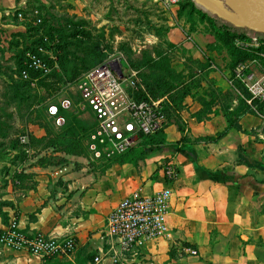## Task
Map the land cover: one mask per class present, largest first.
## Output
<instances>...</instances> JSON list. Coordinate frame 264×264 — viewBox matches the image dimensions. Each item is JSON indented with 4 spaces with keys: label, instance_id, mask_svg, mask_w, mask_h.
Returning a JSON list of instances; mask_svg holds the SVG:
<instances>
[{
    "label": "crops",
    "instance_id": "0c3cea01",
    "mask_svg": "<svg viewBox=\"0 0 264 264\" xmlns=\"http://www.w3.org/2000/svg\"><path fill=\"white\" fill-rule=\"evenodd\" d=\"M27 1L0 0V30L15 26L16 12ZM204 11L220 16L214 9ZM187 30L171 28L168 39L190 47ZM192 34L210 53L206 45L215 34ZM222 74L217 85L227 84V90L229 79ZM184 104V132L169 122L166 142L138 164L68 154L77 166L36 167L34 186L9 189L12 203L5 207L2 228L15 218L26 234L72 236L76 248L68 256L43 258L0 245V264H94L90 257L98 255L97 264H112L114 250L103 235L107 215L135 191L151 195L165 187L173 190L170 235L143 243L138 254L128 255L130 264H264V120L247 113L240 118L241 130L231 128L217 141L201 140L224 131L228 120L222 110L198 120L194 113L203 105L191 95ZM183 136L187 142L180 141ZM170 160L179 168L174 182L163 172Z\"/></svg>",
    "mask_w": 264,
    "mask_h": 264
},
{
    "label": "rangeland",
    "instance_id": "374dc122",
    "mask_svg": "<svg viewBox=\"0 0 264 264\" xmlns=\"http://www.w3.org/2000/svg\"><path fill=\"white\" fill-rule=\"evenodd\" d=\"M218 1L228 13L203 0H28L25 7L17 10L15 26L0 30V231L5 229L1 223L7 221L5 207L12 203L6 198L9 189L34 186L36 167L79 164L68 160L62 145L52 146V142L62 134L81 137L94 125L91 112L78 106L81 100L77 83L84 72L98 63L108 61L117 69L122 64L127 75L136 71L137 93L145 91L149 76L160 73L153 64H167L176 76V80L168 78L169 84L163 90L167 105L172 97L186 92L202 105L209 103L213 113L246 108L241 103L246 87L235 78V69L245 66L248 73L256 76L264 69V39L260 37L263 32L246 25L226 0ZM200 9H214L232 27L250 31L251 38H220ZM180 26L189 29L186 36L190 47L168 39L171 28ZM192 32L205 37L215 34V40L206 45L210 46V53L196 42ZM53 40L64 45V67H68L71 78L74 76L72 80L61 78L65 72L59 64L53 66L56 73L42 74L32 83L23 78V56ZM149 59L152 61L147 62ZM222 73L229 79L227 90V84L217 85L224 77ZM125 86L133 91L130 82ZM63 98H71L74 104L65 113L66 123L59 128L48 114V106L59 104ZM261 113L264 114V107ZM177 114L168 110L170 123L176 122ZM23 136L27 137L24 143Z\"/></svg>",
    "mask_w": 264,
    "mask_h": 264
},
{
    "label": "built area",
    "instance_id": "2783aa9c",
    "mask_svg": "<svg viewBox=\"0 0 264 264\" xmlns=\"http://www.w3.org/2000/svg\"><path fill=\"white\" fill-rule=\"evenodd\" d=\"M177 1L167 0L168 3ZM25 58L27 68L21 71L25 79L29 78L30 70L48 74L53 66H57V63L50 64V60H56L55 55L43 47H39L37 52L28 51ZM235 78L241 80L250 92L246 102L264 120V114L253 103H264V69L256 76L248 73L245 66H239L235 69ZM127 81L132 85V92L125 86ZM138 83L136 71L127 75L122 64L117 69L108 61L90 68L79 78L77 87L81 101L78 106L88 109L94 118V126L84 139L90 161L118 159L138 145L142 136L153 135L168 125L165 97L137 98ZM73 104L71 98H63L59 104L52 103L48 106V114L57 127L66 123V117L60 112V108L71 109ZM21 141L26 142L27 137L23 136ZM163 172L171 182L179 177V168L171 160L163 163ZM172 195V188L165 187L151 195L135 191L119 201L107 215L103 230V235L114 250L112 264H130L128 255L138 254L143 243L170 235L167 219L171 211ZM0 243L4 247L26 250L43 258L68 256L76 248V241L72 236L26 234L19 228L15 218L0 231ZM189 252L197 254L195 249H189ZM100 261L101 256L98 255L94 264Z\"/></svg>",
    "mask_w": 264,
    "mask_h": 264
},
{
    "label": "trees",
    "instance_id": "16d2710c",
    "mask_svg": "<svg viewBox=\"0 0 264 264\" xmlns=\"http://www.w3.org/2000/svg\"><path fill=\"white\" fill-rule=\"evenodd\" d=\"M200 14L205 18V20L209 21V23L211 24V26L213 27L214 31L216 32V34L219 35V37H227V35H231L234 37H241L244 40H248L251 38L252 33L248 30H240L237 27H232L230 24H228V22L222 18H220V16H216V15H211L209 12L204 11L202 9L199 10ZM261 38L264 39V33L260 34ZM220 37V38H221ZM219 38V39H220ZM39 47H43L45 50L51 52L53 55H55L56 60L52 61L50 60V64L54 65L55 63L63 66V70H64V74H61V78H69L68 80H72L71 75L69 74V70L68 67L65 66V61H63V49H64V45L61 44L58 41H51L50 43H42L40 46L35 47L32 51L37 52ZM26 56H23L22 58V69L27 68V66L25 65V58ZM44 58H48V56H44ZM152 61V59H149L147 62ZM101 63V62H100ZM99 64V63H98ZM96 64V65H98ZM94 65V66H96ZM92 66V67H94ZM91 67V68H92ZM153 67H157L160 70V73H157L156 75L153 76H149L150 81L146 80L145 82V91L141 90L140 93H137L136 96L137 98H148V96L153 97V98H160L163 97L164 93L163 90L164 88L167 87L168 83V78H171L172 80H176V76H175V72L173 69H171V67L167 66V64L165 65H161L160 63H155L153 64ZM53 73H56L57 70H53ZM42 72L39 71H35V70H30L29 71V78L27 79L28 81H31V83L33 81H35L36 79L39 80L42 76ZM63 75V77H62ZM186 92H182L180 93L178 96L176 97H172L170 99V104L167 105L165 103V111L167 114V117L169 119V115H168V110H172L173 114H177V120H176V124L179 128L180 131L185 130L184 124L182 123V116L179 113L183 107L184 104L183 102L185 101V98L187 97ZM250 97V92L248 91V89L244 88V97H242L241 99V103L243 106H245L246 108L244 110H238V109H234V108H229L226 112H223L224 115L226 116L227 120H228V125L226 127V129L224 131L218 132L213 136H207V137H202L201 140H209V141H217L219 139H221L227 132L229 129L231 128H235L238 130L242 129V126L240 124V118L249 112H255L253 110V108L246 102V99ZM255 105H257V109L259 110V112H262V109L264 107V104L262 102L259 101H254L253 102ZM241 107V105H240ZM239 108V107H238ZM68 109H64V108H60V112L65 115L66 111ZM213 113L210 109V105L209 103L204 102L203 103V108L201 110H199L198 112L194 113V116L198 119V120H203L204 118H207L209 116V114ZM215 113H218V111H215ZM94 126V125H93ZM92 126V127H93ZM91 127V128H92ZM90 128V129H91ZM88 129L86 132H84L81 137H72V136H66L65 134L59 135L56 140H54V142H52V146H58V145H62L64 147V152L67 154H71V155H78V156H86L87 155V151H86V146H85V136L88 133V131L90 130ZM166 133L164 131V129H161L159 131H157L155 134L153 135H149V136H142L139 140L138 145L134 146L133 148H131L127 153L123 154L122 156H120L118 158V160L120 162L123 163H133V164H138L139 161L144 160L150 151L153 150H157L162 144H164L166 142ZM187 137L183 136L181 138L180 141H186L187 142ZM249 166H253V164L249 163ZM95 256H91L90 258L92 260H94Z\"/></svg>",
    "mask_w": 264,
    "mask_h": 264
},
{
    "label": "water",
    "instance_id": "95a60500",
    "mask_svg": "<svg viewBox=\"0 0 264 264\" xmlns=\"http://www.w3.org/2000/svg\"><path fill=\"white\" fill-rule=\"evenodd\" d=\"M226 2L244 19L246 25L264 33V0H226Z\"/></svg>",
    "mask_w": 264,
    "mask_h": 264
},
{
    "label": "bare ground",
    "instance_id": "6f19581e",
    "mask_svg": "<svg viewBox=\"0 0 264 264\" xmlns=\"http://www.w3.org/2000/svg\"><path fill=\"white\" fill-rule=\"evenodd\" d=\"M203 1L206 2L209 6L213 7L214 9H217L221 12H224V13L229 12L228 9L226 8V6L218 0H203Z\"/></svg>",
    "mask_w": 264,
    "mask_h": 264
}]
</instances>
